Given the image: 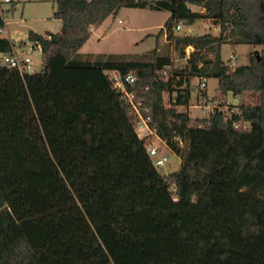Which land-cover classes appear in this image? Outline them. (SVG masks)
Masks as SVG:
<instances>
[{
  "label": "trees",
  "instance_id": "1",
  "mask_svg": "<svg viewBox=\"0 0 264 264\" xmlns=\"http://www.w3.org/2000/svg\"><path fill=\"white\" fill-rule=\"evenodd\" d=\"M122 8L170 12L155 49L81 53ZM55 16L60 32L28 35L41 43L39 72L0 68V264H264V0H58ZM200 20L220 35L173 34ZM5 26L0 12V53L15 46ZM165 34L181 54L194 48L184 70L159 49ZM225 44L261 47V57L231 69ZM106 71L135 74L127 88L182 158L178 171L154 166L133 104ZM195 78L218 79L220 99L251 92L258 102L192 121L178 108L188 107Z\"/></svg>",
  "mask_w": 264,
  "mask_h": 264
},
{
  "label": "rangeland",
  "instance_id": "2",
  "mask_svg": "<svg viewBox=\"0 0 264 264\" xmlns=\"http://www.w3.org/2000/svg\"><path fill=\"white\" fill-rule=\"evenodd\" d=\"M58 0H11L10 3H4L0 0V12L5 18L6 26L2 32L3 36L8 37L16 46L27 43L29 46L32 43L28 39L30 32H34L43 36L49 33H58L62 28V22L56 18L55 11L57 9ZM192 9L197 12L205 13L204 8L192 6ZM170 12L157 11L150 8H122L117 15L108 17L101 25L94 27L90 39L82 46L80 52L83 54H129L140 56L149 51H153L157 46V35L165 27L166 22L170 18ZM176 27V26H175ZM191 29V32L187 30ZM216 29L218 31H216ZM220 26L210 20L197 21L192 26L184 25L182 30L174 28V35H194L202 36L204 34L220 33ZM165 53H169L171 59L170 68L184 70L187 67L188 59L193 53V47H187L185 52L181 54L176 50L173 40H169L166 35ZM27 54L32 58L38 70L42 69L43 56L38 49L27 48ZM261 47L251 45H240L233 47L230 44H225L221 50V58L226 62L232 54L237 57L238 66H246L252 63V59L257 57L260 59ZM163 53V52H162ZM209 59H213V54H208ZM187 80V76H184ZM189 77V76H188ZM200 79L192 80L190 88L192 95L188 107L180 106L178 110L181 113H188L192 121L200 119L204 113L199 109L201 103L200 94ZM207 94L209 98L215 96L220 97L219 80L211 78L207 80ZM173 94L171 97H166L167 107L174 104ZM173 97V98H172ZM173 99V101H172ZM226 101L240 107L241 105L256 104L258 102L257 93H243L234 95L229 93L225 98ZM157 146H160L162 154L168 159V162L161 167H158L162 175H167L176 172L180 169L182 158L168 147L166 148L157 139H153Z\"/></svg>",
  "mask_w": 264,
  "mask_h": 264
},
{
  "label": "built area",
  "instance_id": "3",
  "mask_svg": "<svg viewBox=\"0 0 264 264\" xmlns=\"http://www.w3.org/2000/svg\"><path fill=\"white\" fill-rule=\"evenodd\" d=\"M138 1V0H137ZM145 1H153V0H145ZM4 3H10L11 0H3ZM185 25L184 22H180L176 25L177 30H182L183 26ZM188 32H191V29L187 30ZM49 36H45V39H49ZM32 43L31 46H29L27 43L21 44L19 46H14L13 50L9 53H0V68H7L10 70H16L22 75L24 74H35L39 72L33 63L32 58L27 54V48L29 49H38L42 52L41 43L38 41H30ZM226 66L230 67L231 69H235L238 67L237 63V57L235 54H232L230 58L225 62ZM170 69V68H169ZM163 75L170 76L172 78H179L173 74L169 75L168 70H164ZM107 76L111 80L113 86L115 89H117L119 92L123 94L126 98L130 100V102L133 104L135 112H136V125L135 130L138 135V137L145 141L146 150L148 154L150 155L153 164L155 167H161L164 166L168 159L165 155H163L161 152L160 146H157L155 144V141L153 139H157L160 143H162L166 148L169 146L165 141H163L157 134V129L152 127L150 125L151 118L150 116L145 117L141 114L140 109L135 104L134 99L135 95L133 92H130L127 88L128 85H133L137 78L134 73H127L122 74L117 71H106ZM200 94L199 97L201 99V103L198 105L199 109H201L204 113V116L200 119H212L219 114H222L225 119H227L228 116H232L233 114H239L240 109L237 105H233L226 101V99H220L218 96H215L213 98H209L207 94V82L204 79H200ZM185 90V88H183ZM192 93V89L189 88ZM184 94V91L182 92ZM178 95L176 94V97H174V102H176ZM188 114V113H187ZM190 117V115L188 114ZM234 127L240 128L244 127L247 128L249 123H242L235 121L233 123ZM175 143L179 147L180 151H186L188 148V141L182 136H177L174 139ZM170 149V148H169ZM2 210V207L0 206V211Z\"/></svg>",
  "mask_w": 264,
  "mask_h": 264
},
{
  "label": "crops",
  "instance_id": "4",
  "mask_svg": "<svg viewBox=\"0 0 264 264\" xmlns=\"http://www.w3.org/2000/svg\"><path fill=\"white\" fill-rule=\"evenodd\" d=\"M216 31H218L217 29H216ZM220 33H221V30H220ZM220 33H215L213 36H216V37H218L219 35H220ZM205 35V34H204ZM47 36V35H46ZM4 37H6V36H4ZM6 38H8V37H6ZM162 40L163 41H166V34L164 35V37L162 38ZM206 82H207V80H206ZM191 95H192V93H191Z\"/></svg>",
  "mask_w": 264,
  "mask_h": 264
}]
</instances>
